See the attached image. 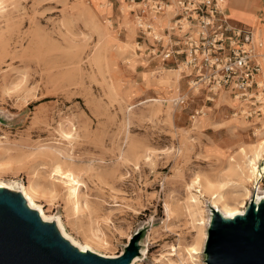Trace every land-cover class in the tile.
I'll return each mask as SVG.
<instances>
[{"label": "rangeland", "instance_id": "obj_1", "mask_svg": "<svg viewBox=\"0 0 264 264\" xmlns=\"http://www.w3.org/2000/svg\"><path fill=\"white\" fill-rule=\"evenodd\" d=\"M137 15L130 0H0V183L94 253L135 237L136 264H206L212 204L247 210L264 193V157L243 173L264 116L197 93Z\"/></svg>", "mask_w": 264, "mask_h": 264}, {"label": "built area", "instance_id": "obj_2", "mask_svg": "<svg viewBox=\"0 0 264 264\" xmlns=\"http://www.w3.org/2000/svg\"><path fill=\"white\" fill-rule=\"evenodd\" d=\"M144 3L155 15L170 7L169 26L162 35L154 19L137 16L141 35L160 46L162 61L182 58L190 69L191 87L204 86L212 95L225 90L240 102L245 117L264 116V79L260 63L263 43L256 26L229 23L223 0H130ZM142 12V11H141ZM163 37L167 38L166 45ZM200 88V87H199Z\"/></svg>", "mask_w": 264, "mask_h": 264}, {"label": "water", "instance_id": "obj_3", "mask_svg": "<svg viewBox=\"0 0 264 264\" xmlns=\"http://www.w3.org/2000/svg\"><path fill=\"white\" fill-rule=\"evenodd\" d=\"M211 212L206 264H236L232 245L239 234L264 228V199L259 204L252 200L245 214L233 219ZM138 253L135 237L116 257L80 251L61 237L55 223L42 221L29 209L19 193L0 188V264H131Z\"/></svg>", "mask_w": 264, "mask_h": 264}, {"label": "bare ground", "instance_id": "obj_4", "mask_svg": "<svg viewBox=\"0 0 264 264\" xmlns=\"http://www.w3.org/2000/svg\"><path fill=\"white\" fill-rule=\"evenodd\" d=\"M133 3L138 5L140 11H142V17L140 18L141 20L143 19L144 21H146V20H149L151 18L154 19L153 24L155 25V27L157 29L163 28L164 25L165 26L170 25L169 24V18L167 17V14H171L170 13V7H168L166 9L164 14L155 15L154 13H151L146 9V7H145L146 5L144 3H141V2H133ZM137 19H138V17H136L135 21H137ZM261 35H262L261 31H258L256 34V38L262 39ZM263 65H264V62H263ZM183 68L187 69L184 64H183ZM181 69L182 68L179 67L178 69L175 68L174 70H177V71H179V73H181L182 72ZM189 83L191 84V81ZM194 90L197 91V93H198L200 89H199V87H195ZM220 92H222V91H220ZM220 92H217V93H220ZM225 95H227V96H225L226 99L230 98L227 93ZM177 99L178 98H176V100ZM180 99H182V97L179 98L178 100H180ZM231 101H232L234 106H236L237 104L240 103L233 98H231ZM252 154H253V159H249L248 165L243 167L245 170V171L243 170V173L248 172L249 174L252 175L254 173V170L257 171V169L254 166L257 164V162L261 158L264 157V140L261 141L260 144L252 150ZM262 170L264 171V166H263ZM53 172L57 177L61 178L63 181L67 180V181H70L71 183L77 182V178L72 173V171L63 170L61 166H56L55 169L53 170ZM251 175H248L247 178H250ZM0 188L8 189L10 191H14V192L19 193L23 197L27 207L29 209L36 211L38 216L40 217V219L42 221L48 222V223H55V227H56L57 231L59 232V234L61 235V237L66 239L72 246L76 247L78 250L83 251V252H86L88 250L91 252H95V250L92 247H90L88 245L83 246L77 240H75L72 236H70L66 232L61 220H57V219L54 220L52 216H48L45 213V211L43 210L42 206L37 204L28 195L26 189L23 188V191H22V189L20 187L8 186V185L2 184V183H0ZM218 196L220 198L224 197V195H214L215 198H217ZM229 197L234 198L233 196H229ZM262 199H264V193L263 194H258V193L255 194V201L257 204H259L262 201ZM211 208L215 209L224 218H228V219H233L237 215H244L246 212V207L244 209H242L243 207L239 208V209L233 208V207H227V208H225V211H224L220 207L212 204ZM209 221H210V218H209ZM233 244H235V246L232 245V249H233V251H235V254H233V255H235V256H233V259H235V261L238 264H264V228H261L260 225H259L257 230H254L251 233V235H246V234L240 235L239 234V236L236 238L235 243H233ZM195 251L197 253V250H195ZM142 253H144L143 249H142ZM97 254L105 256V257H109V256H106V255H103L100 253H97ZM137 259H139L138 255L136 257H134V259L131 261V264H136Z\"/></svg>", "mask_w": 264, "mask_h": 264}, {"label": "crops", "instance_id": "obj_5", "mask_svg": "<svg viewBox=\"0 0 264 264\" xmlns=\"http://www.w3.org/2000/svg\"><path fill=\"white\" fill-rule=\"evenodd\" d=\"M221 7L225 9L228 21L233 26H256L264 40V0H223ZM263 46L260 49L262 67ZM263 77V67H262Z\"/></svg>", "mask_w": 264, "mask_h": 264}]
</instances>
